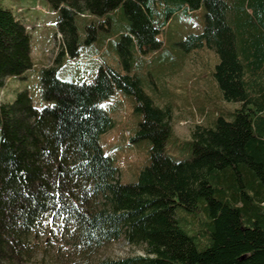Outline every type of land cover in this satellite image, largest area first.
Returning <instances> with one entry per match:
<instances>
[{
	"label": "trees",
	"instance_id": "trees-1",
	"mask_svg": "<svg viewBox=\"0 0 264 264\" xmlns=\"http://www.w3.org/2000/svg\"><path fill=\"white\" fill-rule=\"evenodd\" d=\"M47 2L53 9L59 8L61 26L62 20L67 23L63 31L71 32L67 20L73 12L63 0ZM88 2L96 15L110 17L113 32H131L133 57L138 58L162 50L160 34L177 13L202 5L205 13L201 31L188 34L175 45L187 54L204 46L212 50L218 60L211 76L220 99L237 106L213 115L208 127L196 126L190 137V157L178 160L165 151L169 137L178 139L167 115L153 109L150 98L129 78L113 82L99 72L94 86L77 88L75 83L50 77L47 96L56 101L57 109H33L31 97L17 93L13 102L0 107L4 123L0 145V249L8 244L7 235L16 239L21 235L18 220L23 230H28L36 223L40 208L52 200L47 174L56 173L61 180L58 183L69 185L72 175L66 156L70 162L79 158L88 175L98 172L90 146L105 118L92 102L109 98L116 87L134 96L135 110L143 118L138 135L149 141L151 165L134 187L115 188L112 216L96 211L98 187L94 182L92 201L83 186L88 179L65 209L90 248L101 235L102 226L110 224L127 227L129 240L143 246V254L103 264H264V0ZM130 17L135 18L133 30L127 20ZM105 37L103 34L102 43ZM77 39L70 38L72 43H67L75 53ZM25 44L20 28L8 14L0 12V77L25 66ZM25 194L29 199L16 209L15 204ZM7 206L17 213L7 216L11 212ZM178 209L181 221L176 218Z\"/></svg>",
	"mask_w": 264,
	"mask_h": 264
},
{
	"label": "rangeland",
	"instance_id": "rangeland-1",
	"mask_svg": "<svg viewBox=\"0 0 264 264\" xmlns=\"http://www.w3.org/2000/svg\"><path fill=\"white\" fill-rule=\"evenodd\" d=\"M63 5L74 14L67 20L73 35L63 31V27L67 28L66 21L62 20V27L59 8L52 9L47 0H0V12L8 14L11 22L20 28L26 42L25 66L17 72H5L0 77V107L10 104L17 93L23 92L31 97L33 109L45 106L57 109L56 101L47 96L50 77L75 83L77 88L94 86L99 72L113 78V82L118 79L121 83L124 78H129L138 83L150 98L153 109L165 112L168 117L171 130L178 139L174 136L168 138L166 153L175 159L185 160L191 155L190 137L194 128L208 127L213 115L237 106L222 101L219 94L212 92L213 86H208L211 71L218 60L212 50L204 46L187 54L175 45L188 34L201 31L205 13L202 5L193 11L177 13L160 34L164 42L162 50L147 58L133 57L131 32H113L110 17L96 15L88 0H63ZM229 16H232V12ZM134 19H127L131 30L135 28ZM119 21L122 22V19ZM102 34L111 41L105 38L101 45ZM70 38H78L76 53L74 48L67 45L68 40L71 42ZM179 62L184 64L181 69ZM201 85L208 92L199 88ZM183 86L203 92L190 91L191 94ZM129 87L132 90V86ZM208 94L212 97L209 98ZM92 103L105 118L104 126L95 133L90 146L91 159H95L102 176L98 172L88 175L80 165L79 158L70 162L71 158L66 156V166L72 175L69 176V185L58 183V174H47L53 190L49 193L52 200L46 201L44 207L40 208L36 223L28 226V230H23L22 221L18 220L21 235L18 239L7 235L8 244L0 249V264H103L144 253L143 246L129 240L127 227H119V224L102 226L101 235L96 237L95 244L90 248L81 232L73 227V218L66 216L65 209L86 179L88 182L83 186L88 188L92 201L95 198L92 197L93 184H97L98 214L112 216L115 213L112 208L116 205L115 188L134 187L142 172L151 165L149 141L138 135L143 118L135 110L137 103L134 96L113 87L109 98H95ZM2 114L0 112V116ZM2 123L3 119L0 118V145ZM57 163L60 170V163ZM40 167L45 169L43 161ZM29 196L25 194L24 198H20L15 204L16 209L17 205L26 204ZM14 203L11 202L12 205ZM6 209L11 211L7 212V216L17 213L13 207L7 206ZM181 216L182 212L178 209L176 218L179 221L182 220ZM199 240L205 241L202 236H199Z\"/></svg>",
	"mask_w": 264,
	"mask_h": 264
},
{
	"label": "crops",
	"instance_id": "crops-1",
	"mask_svg": "<svg viewBox=\"0 0 264 264\" xmlns=\"http://www.w3.org/2000/svg\"><path fill=\"white\" fill-rule=\"evenodd\" d=\"M166 28V27H165ZM175 61V60H174ZM184 66V64L182 63V62H179V64H178V67H179V69H181L182 67ZM185 69H188L187 67H184ZM186 74H189V71H186L185 72ZM210 85H212L213 86V93H217V94H219V92H218V89H217V86H216V84H215V82H214V80H213V78H212V76H211V78L209 79V82H208V86L210 87ZM215 86V87H214ZM199 88H202L203 90H204V88L202 87V85L199 87ZM183 89H185V90H187V92L188 93H191L192 94V92H195V93H199V94H201L202 92H203V90L201 91V90H198L197 88H187V87H185V86H183ZM214 89H215V91H214ZM190 91H192V92H190ZM205 92H208L206 89L204 90ZM208 97L209 98H211L212 97V95H210V94H208ZM202 108H205V107H203L202 106Z\"/></svg>",
	"mask_w": 264,
	"mask_h": 264
}]
</instances>
